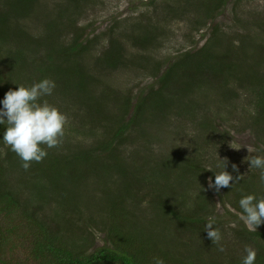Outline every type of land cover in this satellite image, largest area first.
Segmentation results:
<instances>
[{
    "label": "rangeland",
    "instance_id": "obj_1",
    "mask_svg": "<svg viewBox=\"0 0 264 264\" xmlns=\"http://www.w3.org/2000/svg\"><path fill=\"white\" fill-rule=\"evenodd\" d=\"M75 1L80 0H0V101L19 84L31 86L44 78L55 82L52 94L39 102L56 106L67 123L59 146H42L47 152L66 154L75 148L101 146L112 139L122 119L128 124L122 140L116 138L117 144L111 145L113 155L98 147L94 171L84 172L80 179L73 177L77 200L62 201L57 192L44 202L46 213L60 210L71 215L79 227L72 239L82 242V228L83 244L93 248L107 237L102 224L118 218L106 206L120 202L126 220L116 222L124 224L122 232L151 237L159 250L167 251V258L162 257L165 264H175V259L189 264H227L234 258L241 261L245 246L259 250L240 232L247 227L240 219L243 213L232 203L236 181L232 191L228 187L217 192L208 186L224 158L226 171L234 177H260V169H250L245 160L264 156V123L254 122L252 78L246 83L235 76L224 81L218 73L208 74L202 65L219 64L215 57L207 63L194 56L189 60L190 74L185 75L189 84L195 83L190 91L179 89L180 77L178 82L171 80L162 91L168 99L167 109L157 106L160 95L152 101L150 94L162 87L160 76L175 57L194 54L209 43L225 54V66L233 64L235 73L264 75V0H227L208 16L202 12L208 0H81L77 6ZM147 30L154 41L144 48L134 47L132 36L138 32L144 36ZM78 38L86 44L84 52H67ZM116 40L123 44L117 53H125L126 63L106 67L104 52L110 50L107 55H111ZM145 100L143 108L134 107ZM125 101L129 102L127 109ZM5 131L6 125H0V157L15 159L13 170L27 173L20 158L4 144ZM248 148L255 151L248 152ZM50 159L46 156L44 162ZM165 162L172 163L160 172ZM190 162L196 167L182 164ZM163 175L169 186L161 192L153 190L166 179ZM254 182L241 190L254 193ZM164 203L178 214L198 218L177 224L171 210L162 209ZM209 217L221 233L220 244H213L207 236L204 226ZM15 257L30 264L26 247L18 248Z\"/></svg>",
    "mask_w": 264,
    "mask_h": 264
},
{
    "label": "trees",
    "instance_id": "obj_2",
    "mask_svg": "<svg viewBox=\"0 0 264 264\" xmlns=\"http://www.w3.org/2000/svg\"><path fill=\"white\" fill-rule=\"evenodd\" d=\"M80 1H75L74 5L77 6ZM225 2H227V0L205 1L202 12L205 14L208 13L207 16L211 15L209 12H211L212 9H215L217 6L223 7ZM142 33L138 32V34L133 36L130 34L134 47L140 45L144 48L151 40L152 42L154 41L152 32L147 30L144 36ZM118 41H113L111 44L112 49H114L111 55H107L110 50L104 52L103 56H106L105 62H107V64H105L106 67L115 65V63H126L125 53L122 55L117 53V48L121 47L123 49V44ZM83 43L84 42L78 38L66 48V50L67 52L76 50L82 53L84 52L83 50L86 49V44ZM123 43L125 44V42ZM224 55V53H219L218 49H214L212 43L206 44L194 54L185 52L178 55L160 76L162 87L154 91L152 90L153 92L150 94V96H152L151 100L153 101L156 95H160L162 100L157 106H159V108L166 106L167 109V107H169L167 105L168 99L164 97L162 91L163 89H168L171 80H177L180 77L182 81H179L178 84L182 92L185 89L190 91L195 85V83L189 84V81H187L189 77L185 76L186 74H190L189 69L192 67L191 64H189V60L195 56L200 58V62L210 63L215 57V62L218 61L219 64H202L207 69L208 74L211 73L214 75L218 73V75L224 77V81L232 76L241 77L239 79L242 83H246L252 78L251 89L255 95L254 106L256 110L254 122L257 124L261 120L264 123V75H248L247 73V75H242L241 73H235L236 69H234L233 64L231 66H225V61L223 59ZM130 62H132V60H130ZM185 80L187 83H184ZM225 92L228 93L229 90L227 89ZM2 96L4 97V94ZM145 102L146 100L141 103L138 102L134 107L143 108ZM128 105L129 102L125 101L126 109ZM128 120L132 122V118ZM205 121L208 122L207 119H205ZM116 127V129L114 128L112 139L103 141L101 146L97 145L94 148L85 149L75 148V150L66 154L47 152V156L51 157L49 162H44L46 157L40 163L32 162L30 166L31 171L27 170V173H23L19 169L20 174L22 173L21 175L18 171L13 170L16 169V166L13 164L15 159L3 160L0 157V264H22L21 261L15 257V252L20 247L27 248L30 264H154V257L167 258L165 257L167 251L159 250L156 247L158 243L156 244L151 237L146 236L141 238L131 231H127L126 233L122 232V225L124 226V224L119 226L116 222H120L122 218L126 220V215L121 211L120 202H113L106 206L109 212L112 210L111 212H114L118 218L107 224H102L105 228L104 230L106 231L107 237L103 244L93 248L86 247L83 244L86 237H84L85 234L82 228L80 232L82 233L80 239L82 242L77 243L72 239L71 234H74L79 227L76 226L71 215H63L60 210H52L50 211L52 213L50 215L46 213L47 207L44 202L46 203V200L50 201L53 199L51 196H54L57 192L62 196V201H66L67 199L77 200L76 194L73 191V184H75L76 180H74L73 177L78 176V179H80L84 172L87 174L89 171H94V166L99 159L98 147L102 149L105 148V150L109 151V155H113L114 148H111V145L117 144L116 138H119L120 141L122 140V136L128 132V124L124 122L123 119ZM171 163L172 162H165V165L161 164L160 168H163V170L160 172L164 171V166L170 167ZM182 164L188 168L196 167V165L191 162ZM73 170H77V173L73 174ZM85 175L83 176L85 177ZM163 176L166 179L162 180L160 186L156 183V187H152L153 190L161 192L162 188L166 189V187L169 186L167 175ZM153 177H155V174ZM257 178L258 177L253 175L249 176L247 179L238 180L235 184L233 183V190L236 193L235 201H232L233 207L242 213L243 210L240 208L239 200L242 196L247 195L241 190L242 187L250 184L252 179H254L255 192L252 194H254L257 199L264 195V182H261L260 177ZM212 179H214L213 175ZM185 181L187 183V179H185ZM69 184L70 188H68ZM26 187L31 188L32 191L30 192ZM231 187H229L230 191H232ZM165 207L171 210L177 224L190 223L198 218L178 214V212L173 210L174 207L171 204L168 205L164 203L162 209ZM240 232L243 234V239L250 238L254 241L253 243H256L257 247H259L255 264H264V223H261V225L257 227V231H249L247 228H244ZM69 235L71 236L69 237ZM258 240L261 242L259 243ZM174 261L175 264H189L177 259ZM216 263L221 264L220 262ZM227 264H242V260L240 261L234 258V260L232 259V261L227 262Z\"/></svg>",
    "mask_w": 264,
    "mask_h": 264
},
{
    "label": "clouds",
    "instance_id": "obj_3",
    "mask_svg": "<svg viewBox=\"0 0 264 264\" xmlns=\"http://www.w3.org/2000/svg\"><path fill=\"white\" fill-rule=\"evenodd\" d=\"M54 88L55 82L48 78L31 86L19 84L15 90H8L3 100L0 101L2 105L0 106V125H6L3 142L20 158L21 166L25 170L30 168L32 162L40 163L47 156V151L42 146L49 149L57 147L62 143L65 135L66 115L47 101L39 102L42 96L51 95ZM252 151L255 150L248 148V152ZM223 160L222 166L217 165L221 170L215 172L214 182L211 177L208 181V186L217 192L221 188L231 187L234 180L238 181L243 178L242 175L234 177L226 171L228 161L227 158ZM245 160L250 162V169H260V180L264 182V156L253 155ZM232 169L239 172L236 164H232ZM239 205L243 210L240 219L249 231H257V227L264 223V197L257 199L254 194H247L239 200ZM214 224V218L209 217L204 228L213 244H220L221 233L214 227ZM219 250H225L223 245H220ZM244 252L246 255L242 258V264H255L256 249L248 245L245 246ZM153 261L154 264H165L162 257H154Z\"/></svg>",
    "mask_w": 264,
    "mask_h": 264
}]
</instances>
